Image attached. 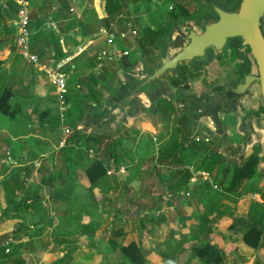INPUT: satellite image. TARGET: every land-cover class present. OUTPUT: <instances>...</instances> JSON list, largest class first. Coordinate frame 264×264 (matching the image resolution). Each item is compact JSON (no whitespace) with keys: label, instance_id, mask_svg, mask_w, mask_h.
<instances>
[{"label":"rangeland","instance_id":"1","mask_svg":"<svg viewBox=\"0 0 264 264\" xmlns=\"http://www.w3.org/2000/svg\"><path fill=\"white\" fill-rule=\"evenodd\" d=\"M30 1L32 0H28V5ZM81 1L85 2V0ZM127 1L128 0H123L124 3ZM176 1L177 0H149L150 4L148 5L150 6V10L147 12L145 6L142 5L138 9L139 13L134 10L136 6L131 5L129 10L125 8L122 10L119 20L121 22L127 20L135 25L137 22L142 25L152 24L154 27L161 23H165L166 25V18H168L166 16L175 9L174 3ZM15 6L16 4L11 0H0V43H3L4 47H7L9 50L8 57L4 55L0 56V90L6 86L10 87L16 97L15 101L20 100L21 102V104H19L21 110L15 115V118L10 119L0 114V178L2 174L4 175L3 178L8 176L9 173L7 172L10 166H14L16 169L30 164V158L33 156L31 152L33 150H40L47 154L54 153L53 158H51V156L41 158L40 165L47 166L51 161L50 159L57 160L58 158L55 168L60 169L62 166L64 171L67 170L70 172L71 178H73L75 182V186H72V193H70V196L68 195L69 197L65 200H57L53 198L51 194L50 204H48L47 201L34 206L35 215L42 219L37 222L35 220L32 224L35 225L43 222L45 225L42 227V230H48L42 242L49 243L48 237H51L52 242L58 247L57 243H59V241L56 240L64 239L62 245L59 247V249L61 248L60 250L63 251V254H61L63 264H74V255H76L75 259L78 262L75 264H129L119 250H113L110 244L111 233L109 230L111 228H121L124 233L117 238L118 244L123 245L130 242V240L139 244L142 243L147 264H168L162 257L163 253L166 255L164 244L166 240L175 246L172 255L173 259L170 264H198L197 260H191V258H189L191 254L189 245L195 243V241L188 240L181 242L179 239L182 234L190 236V230L192 231L195 229L196 225L192 215L186 211V203L192 204L193 210L194 204H198L197 196H193L195 191L191 190V186L187 185L185 189L179 191L175 199V197L172 196L168 190L164 189L156 180L152 160L150 158L149 162L142 161V164L139 166L133 165L136 168L132 172L127 171L121 174H111L107 182L93 185L84 184L82 169L86 163L80 168H74L68 165L70 163H62L64 156H61V153L58 151V149L62 147L60 143L63 140V135L59 129L60 124L58 123L57 128L46 135H41L36 130L39 129V126L34 125L30 127V105L36 104V107H38L41 104L39 103L41 102L39 99H41L42 96L37 94L40 93L39 91H30V73H36L37 69L34 68L31 63L23 60L17 52L16 47L12 44L15 31L13 26L8 23V18L9 14L13 17L16 15L17 7ZM193 8L195 10V6H193ZM153 18H155L156 21L152 23ZM137 54H139V51L136 45L130 58H133ZM3 58L5 59L3 60ZM2 62L3 66L1 65ZM108 62L109 61H104L102 67L98 68L99 76H103V74L107 72V67H112V63ZM114 64H117V62ZM116 67L117 65L112 68ZM83 71V73H86L85 71L89 72V69ZM198 71H200L199 77L190 81L189 84L191 87L188 89H194L195 84L200 81L204 84L212 83L207 76L206 69L203 68ZM66 73L68 72L65 71V74ZM84 91L85 89H83L82 92ZM48 92L49 96L46 102L54 109L55 102L53 96L55 91ZM40 94L44 95L42 93ZM161 99H170L172 104L175 105L176 111H178L177 109L185 110L184 102L176 101V97L172 94H167V96ZM159 100L154 103L151 112H148L146 117L137 120L125 134V139L128 141L140 140V143L136 145L137 148L141 147L142 140H144L151 131L154 132L153 130H155V135L159 140L164 139L169 133L170 128L165 122L166 119L161 116L162 114H157L156 105ZM39 109L40 107H38V109L36 108L37 115ZM153 127L155 129H153ZM39 131L41 130L39 129ZM140 131H143L142 136L140 135ZM39 135L41 136L38 138L37 136ZM198 135L201 134L198 133ZM135 152L139 154L137 150ZM92 154H94L93 150ZM91 155L89 154V158L85 160V162L88 163L89 160L93 158ZM73 159L76 158L73 157ZM259 176L261 177V175ZM254 180L256 183H260L259 177L256 176ZM213 183L218 185L215 181H213ZM55 186L56 184H54L53 187ZM218 187L220 186L218 185ZM261 189L264 191L263 184L261 185ZM186 192L190 195H185ZM213 192L210 191L209 194L211 195ZM158 195L160 197H165V199H170L171 203V207L167 205L164 206V210L160 215H158V213L156 214L158 210ZM241 196L247 198L250 202L258 204L259 212H264V207L255 202L258 200V197L255 199L249 194V188L241 192L240 197ZM182 197H184V199H182ZM222 200L224 205L230 207L231 213H228V215L218 220L215 218L213 223L211 220H208L203 224V228L201 227L202 229H200L199 235L206 234L210 236L213 234L217 236L218 233L216 232L218 230L227 233L229 231L226 229V231H224L223 228L228 227L230 222L229 216L232 213H234L235 216L246 214V203L248 202H244L243 206L245 207L237 209L236 204L238 203V199L223 198ZM226 202L229 204H226ZM202 207L203 216L200 219H207L208 217L206 218V216H209V212L213 209V205L204 203ZM75 216H78V218L75 219ZM160 216L164 219V222L159 221L158 218ZM49 218H51V220L47 221ZM86 223L98 224L99 227L94 231L93 236L80 232V225ZM14 225L20 230L19 235L30 230V210L26 211L21 222L19 221ZM47 225L51 226V229H48ZM34 228L36 229L37 225H35ZM197 231L198 230H196V232ZM231 238H233L234 243L238 241V237ZM201 241H203L202 238L197 242ZM237 243H239V241ZM240 247H243V245H240L236 252V256H239V258L243 257L248 259V257L254 253L246 250V247H243L244 249H240ZM94 257L95 259H93ZM232 260L230 255H226L225 264H230Z\"/></svg>","mask_w":264,"mask_h":264},{"label":"trees","instance_id":"2","mask_svg":"<svg viewBox=\"0 0 264 264\" xmlns=\"http://www.w3.org/2000/svg\"><path fill=\"white\" fill-rule=\"evenodd\" d=\"M42 2V6L39 7H41L42 10L45 9L46 11L47 9L44 6L47 2L50 4H62L65 7L69 6L68 0H42ZM148 4H150L149 0H128L126 3H124L123 0H104V5L102 6H104L106 15L110 17L114 15H121L122 10L124 8L129 10L131 5L136 6L134 7V10H136L137 13H139L138 9L142 5L145 6L148 12L150 10V6ZM174 5L175 9L166 16L168 17L166 18V25L165 23H161L154 27L152 24L142 25L137 22L135 25L130 23L133 29L136 27L135 30L137 32V36L134 37L133 42L138 46L139 54L133 58H130V55L124 57L123 60L114 64V66L117 65V69L131 65L139 56H144L146 62L149 64L155 62V56L158 52L157 44L163 33L170 29L171 25L176 22L180 14L190 15L194 11L190 0H177ZM49 10L45 15H50L51 19H57V15H55L57 12L50 14ZM155 21L156 19L153 18L152 23ZM123 27H125V24ZM49 38L53 43V37L49 35ZM47 45H49L48 41ZM54 52L55 54L53 56L50 55V52H48L47 57L54 59L56 62L58 61V54L56 50ZM39 55L41 56L42 54L40 53ZM40 56H38V58L41 61L42 59ZM116 68L110 67L109 70L103 74V76H99V72H95L93 70H91L86 77H80L76 72H73L72 74L69 72L68 74L66 73L67 82L66 94L64 97L67 105L66 117L68 123L71 125V131L64 141L65 144L61 147V149H59V152L61 153V156H64L62 163H70L68 165L74 166L75 163L80 165L89 158L88 149L94 151V157L89 160L86 168L84 169L86 180L90 185L107 182L108 164H120L122 162L121 159L123 153H126V156L132 163V165L127 167L129 172H132L136 168L133 165H138L135 164V155L133 151L137 148L136 145L140 143L139 139H136V141L133 140L134 142H131L130 148L127 149L123 146L124 144L122 139L116 141L111 139L114 135L113 133L83 136L80 135L75 128L76 121L80 120L83 115V101L99 104V95L101 94L99 87L101 88L107 84L109 78L116 73ZM65 71H68L67 68H65ZM199 75L200 71L192 72L187 70V68L182 67V78L171 79L170 83L175 88L188 89L191 87L189 84L190 81L199 77ZM83 85L86 86L87 89L82 93L81 88H83ZM11 96H13V94L9 88L3 87L0 90V114L13 119L15 118V115L20 112V105H12L10 103ZM176 101L184 102V109H186L187 104L184 99L176 98ZM156 106L157 114H162L161 116L166 119L165 122L169 126L170 130L164 139L159 140V138L155 135L154 137L156 139L153 141V136L150 134L145 137L143 140L145 146L143 148H145L144 150L146 151L144 159L142 160L145 162H149V158L152 160L153 169L158 180L162 184L161 186L166 188V190H168L171 194L175 195L179 191L185 189L192 176V171L189 167H192V170L197 172L200 177L202 174H206L211 179L212 183L215 181L220 186L218 187L217 185V189H214L212 188L213 185H209L208 180H206L207 178H202V180H199L198 184H196V186L192 189V191H195L193 196H197L196 198L198 199V203L204 202L206 204L209 203L213 205V209L209 212V216H206V218L208 217L207 219H198L199 221L196 223L195 227H197L199 231L203 228V224H205L208 220H211L213 223L215 218L218 220L219 216L224 213L223 210L219 208L220 205L224 206L222 203L223 198L238 199L241 192L247 188H249V194L259 193L264 196V191L261 189V185H264V177H262L264 176V172L258 173L257 168L258 148H256L255 153L249 156L244 165L239 167L234 163L226 161V158L218 152V145L216 143L212 141L205 142L201 139L195 140V138H193L188 131L187 117L183 114L184 110L177 109L178 111H176V107L172 104L170 99H161L157 102ZM52 110L53 111L49 110L41 112L38 116L40 123L48 121V127L55 129L59 123V118L57 108L55 111L54 109ZM117 147H123V150L118 152ZM73 157L76 158V160L73 159ZM52 165L55 166V163L53 162ZM39 171L44 177L41 168ZM65 171L66 172H64L63 169L57 170V168H54V170L49 173L50 177H57L60 175L62 179L64 175H67L69 178L68 182L70 183H68L67 186H64L65 189H57V191L54 192L56 195H64L63 197L68 195L70 196V193L73 191L72 186L74 185V179L71 178L70 172L67 170ZM29 174L30 165H26L13 169L8 176L2 178L1 188H3L5 192L6 200V206L3 210L5 215L10 214L13 218H16L17 215L20 216L25 213L27 209L30 208L32 203L35 204L39 201V195L36 193L30 195V185L26 184L25 180ZM259 175H261V177ZM256 176L260 178V183L255 182L254 178ZM50 177L47 179H50ZM213 184L216 185V183ZM16 191L20 194V196L18 193H15ZM210 191L215 192L210 195ZM28 201H31V204L28 203ZM215 206L218 207V209L215 208ZM213 212L218 214H215L214 216L212 215ZM77 218L78 216H75V219ZM98 227V224H81L80 232L93 236L94 231L97 230ZM232 228L237 230L241 236L242 242L246 246L258 251L260 249H264V212H259L258 204L252 202L245 217L233 218V222L230 225V229ZM109 232L111 233V248L113 250L118 249L129 264H147V259L141 244L130 240L127 244L119 245L117 238L122 236L124 231H122L121 228H111ZM200 238H202L203 241L197 242ZM179 239L181 242L188 240L195 241V243L189 246L191 252L189 258H191V260H197L198 264L226 263V255L229 254H226L220 245L209 240L207 235H194V231L190 230V236L182 234ZM164 244L166 255L163 253L162 257L168 264H170L173 259L172 255L174 253L175 246L172 243H169L168 240H166ZM18 245L19 244H12L10 242H7L5 245H0V250L3 252L2 259L4 262H7L14 255L18 254L13 250L14 247L18 248ZM6 249H8L7 253L5 252ZM19 260L22 261L23 259L19 258ZM241 263H243L242 259L233 258L230 264ZM54 264H63V258H59L54 262ZM254 264H264V255L257 256Z\"/></svg>","mask_w":264,"mask_h":264},{"label":"water","instance_id":"3","mask_svg":"<svg viewBox=\"0 0 264 264\" xmlns=\"http://www.w3.org/2000/svg\"><path fill=\"white\" fill-rule=\"evenodd\" d=\"M195 11L180 14L158 44L155 62L139 56L102 87L99 104L84 101L76 121L80 135H104L130 126L172 94L187 103L183 114L193 138L218 145L241 167L258 148L264 172V0H191ZM182 67L207 70L212 83L177 89ZM155 112V110H154Z\"/></svg>","mask_w":264,"mask_h":264},{"label":"crops","instance_id":"4","mask_svg":"<svg viewBox=\"0 0 264 264\" xmlns=\"http://www.w3.org/2000/svg\"><path fill=\"white\" fill-rule=\"evenodd\" d=\"M33 1V2H32ZM30 1V6H29V10H30V18H31V28H32V35H31V39H30V51L34 54H36L37 56H40L39 54L41 53L42 55L41 57V61L38 58V62L43 65V66H51L53 64H55L56 62L65 60L66 58L68 59V63L65 64V68H67V72L69 73H73L76 72L79 74L80 77H86V75L89 74V72L91 70L95 71V72H99L98 68L102 67L99 65V53L100 50L102 49H110V46L107 45L106 40H105V36L102 35L101 33H99L102 30H107L108 33H112V35L115 37V39L118 42V49L120 50H124L127 49L130 51V55L133 52V49H135L136 45H134L133 43V38L129 36L128 34V29H127V24H130L129 21H123L121 22L119 20V16L120 15H114V16H110L108 17L105 13L104 10V0H85V2H82L81 0H68L69 2V6H66L68 8H66L65 6H63L62 4H50V3H45L46 5L44 6L47 11H50V14H52L53 12H57L55 15H57V19H51L50 15H45L48 12L44 9L42 10L41 7L43 2L42 0H32ZM37 1V2H36ZM50 1V0H49ZM37 4V5H36ZM49 5V7H48ZM47 12V13H46ZM45 15V17H44ZM65 17V18H64ZM15 18V16L13 17L11 14H9V18H8V23H10V25L13 26L14 31L16 32L15 26H14V21L13 19ZM48 18V19H45ZM125 24V27H123V25ZM47 28V29H46ZM126 30V31H124ZM15 32H14V37L12 38V44L14 45V38H15ZM122 32H126L128 34V36L126 38H120L119 33ZM49 35H51L53 37V43L51 42ZM132 39H130V38ZM47 41L49 43V45H47ZM57 52L58 56V61H54V59L47 57V53L50 52V55H54L55 51ZM8 49L7 47H4L3 43H0V56L4 55L6 57L9 56L8 53ZM44 53V54H43ZM22 58V57H21ZM5 58H3L4 60ZM23 59V58H22ZM24 60V59H23ZM1 61V60H0ZM104 63V62H103ZM109 63V62H108ZM112 63V67L114 66V63L116 62H111ZM32 64V63H31ZM1 65L3 66V62L1 63ZM34 66V68H36V73H30V91H35V92H40L44 95L39 94L40 96H42L41 99H39V102L41 103L38 107H40L39 109V113L44 112V111H53L52 107L49 106V104L46 102V99L48 98V91L52 92L54 90L53 86L50 84V82L48 81V78L45 74V72H43L38 66H35L34 64H32ZM8 66V64H7ZM70 68V69H69ZM85 71L86 73H83V70H88ZM107 71L109 70V67L106 68ZM68 74V73H67ZM67 78V76H66ZM111 78V77H110ZM109 78V79H110ZM105 86V85H104ZM7 87V86H6ZM4 87V88H6ZM103 87V86H102ZM102 87H99V90L101 91ZM9 88L11 91L12 89L10 87ZM83 89H85L86 91V86L83 85V88H81V92L83 91ZM84 91V92H85ZM83 93V92H82ZM13 96H11L10 99V103L12 105L15 104H21L20 100L15 101L16 97L14 96V92L12 91ZM55 96V93H54ZM53 96V97H54ZM31 97V96H30ZM34 97V95H33ZM31 100V99H30ZM54 102H55V107L54 109L56 110V99L55 97L53 98ZM84 102V101H83ZM91 103V102H90ZM36 104H31L30 105V127L36 125L39 126V129L41 131H39V129H36L41 135H46V134H50L51 131H53V128L48 127L47 122H43L40 123V119H39V113L38 115L36 114V108L38 109V107H36ZM20 110H21V106H20ZM147 116V115H146ZM144 116V117H146ZM143 118V117H140ZM140 118H137L129 127L128 126H124V127H120L118 128L115 132H110L113 133L114 135L112 136V140H121L123 141V146L125 148H130L131 146V142L133 143V140H127L125 139V134L127 133V131L129 130L130 127L133 126V124L139 120ZM56 129V128H55ZM153 129H155L153 127ZM35 130V131H36ZM154 132H150L149 134L152 136H155V130H153ZM140 135L142 136L143 131H140ZM38 133V134H39ZM59 133V132H58ZM37 135V134H36ZM37 136L38 138L41 136ZM198 135V134H197ZM140 137V136H139ZM138 137V138H139ZM66 139V138H65ZM106 141V140H104ZM107 142V141H106ZM142 147L140 148H135L134 149V155H135V164H138V166L140 164H142V159H144V155H145V148H143L144 145V141L142 140ZM123 148V147H122ZM121 147H117L118 152L120 150H123ZM61 149V148H59ZM58 149V151H59ZM138 151L139 154H137L135 151ZM35 151V150H33ZM31 152V154H33V156H31L30 158V174L27 178H25L26 180V184L30 185V195L36 193L37 195H39V201H37L35 204L32 203V205L30 206V230H27L26 232H23V234L19 235L20 230L18 229L17 226H15V223H18L19 221L21 222L23 219V216L26 214L23 213L20 216H16V218H13L10 214L5 215L3 213V210L6 206V200H5V192L3 190V188H1V181L3 178V174L1 175L0 178V245L1 244H6L7 242H10L12 244H19L18 248H13V250L15 252H17V255H14L10 260H8L7 262H4V260L2 259L3 257V252L0 250V264H54L55 261H57L63 254V251H61L59 249V247L62 245V242L64 241V239H58L56 241H59L58 247L55 246V244L52 242L51 237H48L49 239V243H45L42 242V239L45 237V235L47 234L46 231L48 230H42V227L45 225L43 222L42 223H37L35 225H37V228L35 229L34 226L32 224L33 221L36 220L39 221L40 217H37L35 214V205H38L40 203H44L47 202L48 204H50V196L51 194L53 195L52 197L57 199V200H65L68 196L63 197L64 195H56L54 194V192L57 191V189H65L64 186H67L68 183V177L67 175H64L63 178L61 179V176H57V177H50L49 173H51V171L54 170V168L56 167V163L57 160L56 159H50L51 161L48 163L47 166H43L40 165V159L41 158H45V157H49V156H54V153H43L40 150H36L35 152ZM89 153V152H88ZM94 153V151H93ZM91 155V153H89ZM94 154L91 155V157ZM34 157V158H33ZM51 157V158H52ZM76 160V159H75ZM122 162L118 165H110V163L108 164V170H113L114 173L112 174H116V173H125L128 171L127 167H129L130 165H132L131 160L126 156V153H123L122 155ZM12 162V161H11ZM53 162L55 163V166L52 165ZM76 162V161H74ZM145 162V161H144ZM84 163L85 166L82 169V173L84 174V169L87 166V162H83L80 165L78 164H74V168L77 167H81ZM119 167H124V172H118ZM40 168L42 170V174H44V177L41 175L40 173ZM14 168V166H10L9 170L7 173H10ZM60 169H62V166L60 167ZM189 169L192 171V176L189 180V183L187 184L188 186H191V190L196 186V184H198L199 180L206 179L208 180V183L210 186H212V181L211 179L206 175V174H202V176L200 177L197 172H194L192 170V167H189ZM57 170H59V168H57ZM66 172V171H64ZM155 172V171H154ZM6 173V174H7ZM108 180H109V176L111 174H108ZM156 175V174H155ZM115 176V175H114ZM50 179H47L49 178ZM156 180L161 184V182L158 180L157 176H156ZM72 182V181H71ZM84 184H89L87 182V180H85V174H84ZM54 184H56V188L53 187ZM73 187L75 186V182H73ZM162 185V184H161ZM163 187V186H162ZM213 188V187H212ZM166 189V188H164ZM199 190V189H198ZM221 192V191H220ZM15 193H18L17 191ZM19 194V193H18ZM252 195V198L258 197V200H256L255 202L261 204V206H264V196L260 195L259 193H255V194H250ZM20 196V194H19ZM18 196V198H19ZM172 196L175 197V199L177 198L176 195L172 194ZM32 197V196H31ZM160 196L158 195V210L156 212V214L158 213V215H160L162 213V211L164 210V206H170L171 207V203H170V199H165V197L161 196V198H159ZM182 199H184V197H182ZM52 200V199H51ZM244 202H248L246 203V214L248 211L249 206L252 204V202H250V200H248L247 198L244 197H239L238 198V203L236 204L237 209H240L241 207H245ZM28 203L31 204V201ZM226 204H229L226 202ZM204 206V202H199L198 204H194V210L192 207V204L190 203H186V211H188L187 213L191 214L194 221L197 223L201 217H202V213H203V207ZM202 208V209H201ZM218 209V207H216ZM221 210H223V214L221 216H219V219L222 218L225 215H228V213L230 212V207L229 206H222L220 205L219 207ZM201 209V210H200ZM216 209V210H217ZM126 213V212H125ZM20 214V213H19ZM216 213L213 212L212 215H215ZM245 215H237L235 216L234 213H232L229 216L230 222L228 224V227L223 228L224 231H229L227 233H224L222 230H218L216 233L217 236L211 234L210 236L207 235L209 237V240L217 243L218 245L221 246V248L224 250V252L226 254H231L230 257L233 258H239V256H236V252L239 249L240 245H243V247H246V250L252 251L254 252L253 254H251L248 259L247 258H243L240 257V259L243 260V263L241 264H254L255 258L259 255H264V249H260L258 250H254L248 246H246L242 240H241V236L240 234L237 232L236 229H230V225L233 222V218L236 217H245ZM34 218V219H33ZM160 222H164V219L160 216L159 218ZM51 220V218L47 219ZM195 223V224H196ZM48 229H51V226L47 225ZM218 227V226H217ZM33 229V230H31ZM226 229V230H225ZM194 230V235L199 234L200 231L198 230L197 227H195ZM196 230H198L196 232ZM123 231V230H122ZM206 235V234H203ZM231 237H238V241L239 243H237L238 241H236L234 243L233 238ZM55 240V238H54ZM241 243V244H240ZM127 244V243H126ZM141 246L143 247L142 243H140ZM190 246V245H189ZM243 247H240V249H244ZM6 253L8 251H5ZM4 252V253H5ZM19 258H22L23 260L20 261ZM76 255H74V261L73 263L75 264L77 262V260L75 259ZM95 259V257L93 258ZM78 263V262H77Z\"/></svg>","mask_w":264,"mask_h":264},{"label":"built area","instance_id":"5","mask_svg":"<svg viewBox=\"0 0 264 264\" xmlns=\"http://www.w3.org/2000/svg\"><path fill=\"white\" fill-rule=\"evenodd\" d=\"M17 4V11L14 21V26L16 29L14 45L17 49L19 55L29 63L38 66L43 72H45L48 81L53 86L55 91V99H56V108L58 112L59 118V129L63 135V140L60 145L63 146L65 144V138L71 131V126L68 123L66 117L67 105L65 101L66 94V74H65V64L68 63V59L56 62L51 66H43L38 62V56L30 51V39L32 35L31 28V18H30V10L28 5V0H12ZM128 34L133 38L137 36V32L135 29L131 27L130 24H127ZM99 33L105 36V40L107 45L110 46V49H102L99 53V65L102 66L104 61L109 62H119L123 60L124 57L130 55V51L127 49L120 50L118 49V42L112 33H108L107 30H102ZM126 32L119 33L120 38H126L128 36ZM156 138L153 136V141ZM204 139L202 135H196L195 140ZM88 152L92 154V150L88 149ZM118 172H124V167H119ZM108 174L114 173L113 170H107ZM213 185L214 189H217V185ZM185 195H189L188 192ZM8 251V249H6Z\"/></svg>","mask_w":264,"mask_h":264},{"label":"flooded vegetation","instance_id":"6","mask_svg":"<svg viewBox=\"0 0 264 264\" xmlns=\"http://www.w3.org/2000/svg\"><path fill=\"white\" fill-rule=\"evenodd\" d=\"M195 11V10H194ZM194 11L192 12V14L194 13ZM191 15V14H190Z\"/></svg>","mask_w":264,"mask_h":264}]
</instances>
